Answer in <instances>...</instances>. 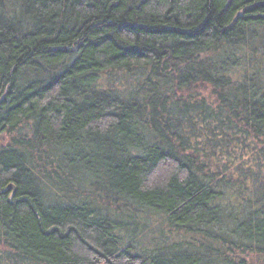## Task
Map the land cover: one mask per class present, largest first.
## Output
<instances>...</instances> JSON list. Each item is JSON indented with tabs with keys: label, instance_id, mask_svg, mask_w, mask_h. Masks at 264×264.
Wrapping results in <instances>:
<instances>
[{
	"label": "trees",
	"instance_id": "1",
	"mask_svg": "<svg viewBox=\"0 0 264 264\" xmlns=\"http://www.w3.org/2000/svg\"><path fill=\"white\" fill-rule=\"evenodd\" d=\"M2 134L0 264H228L47 204L60 172L264 257V0H0Z\"/></svg>",
	"mask_w": 264,
	"mask_h": 264
},
{
	"label": "rangeland",
	"instance_id": "2",
	"mask_svg": "<svg viewBox=\"0 0 264 264\" xmlns=\"http://www.w3.org/2000/svg\"><path fill=\"white\" fill-rule=\"evenodd\" d=\"M118 80H111L114 85ZM9 140L7 135L0 136V147L4 146ZM53 172V170H47ZM60 172L61 179H57L54 174L51 175L49 183L42 186L44 200L47 204H66V203H83L96 211L97 214H107L115 216L123 225V228L128 232H132L135 239H139V244L145 246L168 245L176 242L177 236H181L185 240V246L189 250H193L202 254V260L216 259L217 262L228 264H240L243 261L245 264H264V257L255 255H246L241 250L234 249L232 245H228L222 239L210 235L205 237L204 234L198 236H183L180 233H175L171 236L167 232V227L161 222L159 217L154 215L144 214L140 212H129L126 202H113L111 198L103 197L96 190L91 189L89 183L81 177L80 181L75 178L65 177ZM52 179V181H51ZM129 204V203H128ZM127 204V205H128ZM131 207V206H130ZM132 208V207H131ZM129 208L130 210H133ZM187 242V243H186ZM188 243L190 244L188 246ZM138 245V244H136ZM185 246H183L185 248ZM223 259V261H222ZM214 262V261H211ZM215 264V262H214ZM224 264V263H223Z\"/></svg>",
	"mask_w": 264,
	"mask_h": 264
},
{
	"label": "water",
	"instance_id": "3",
	"mask_svg": "<svg viewBox=\"0 0 264 264\" xmlns=\"http://www.w3.org/2000/svg\"><path fill=\"white\" fill-rule=\"evenodd\" d=\"M7 190H12L13 193L15 192V189H14V187L12 185H9Z\"/></svg>",
	"mask_w": 264,
	"mask_h": 264
}]
</instances>
